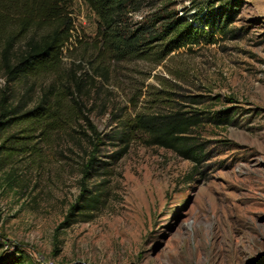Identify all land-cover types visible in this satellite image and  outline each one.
Wrapping results in <instances>:
<instances>
[{
	"label": "rangeland",
	"instance_id": "obj_1",
	"mask_svg": "<svg viewBox=\"0 0 264 264\" xmlns=\"http://www.w3.org/2000/svg\"><path fill=\"white\" fill-rule=\"evenodd\" d=\"M138 1L134 20L176 12L214 32L215 42L203 39L159 66L113 62L95 76L98 64L87 62L96 52L86 46L98 18L83 0L73 1L76 29L60 74L66 80L74 72L95 76V82L84 76L77 93L81 109L69 103L68 111L83 113L97 136H86L88 121L81 119L48 136L37 132L34 140L5 143L30 144L16 145L19 150L0 166V258L21 253L25 264H264V0ZM228 1L235 6L224 10L229 24L222 30L212 23ZM53 79L20 84L17 92L33 85L30 108ZM3 86L0 78V93ZM221 111L230 115L229 124L213 121ZM175 113L202 119L190 134L204 151L200 164L149 145L143 135L116 160L125 145L115 133L124 121ZM22 129L7 130L2 141L26 137ZM93 143L99 166L84 180ZM83 183L105 194L97 209L78 210L84 216L64 224Z\"/></svg>",
	"mask_w": 264,
	"mask_h": 264
},
{
	"label": "trees",
	"instance_id": "obj_2",
	"mask_svg": "<svg viewBox=\"0 0 264 264\" xmlns=\"http://www.w3.org/2000/svg\"><path fill=\"white\" fill-rule=\"evenodd\" d=\"M73 1L0 0V78H4L0 93V166L14 156V151L19 150L16 145L23 149L30 144L15 142L17 144L6 148L5 143L11 139L34 140L33 133L48 136L81 119L88 121L91 134L86 136L91 140L97 136L96 129L83 113L77 115V110L68 111L69 103L81 109L77 93L83 89L84 76L95 82L94 77L99 75L104 65L133 59L151 61L159 66L176 51L198 45L203 39L208 43L215 42L214 32H206L208 29L196 25L191 21L192 17L188 19L176 12L159 11L152 17L134 20V15L139 12L138 0H83L98 18L96 36L86 46L89 51L96 52L88 65L97 63L98 66L93 70L95 76L88 73L79 76L74 72L70 80H66L61 76L60 69L76 29L72 17ZM234 6V1L222 4L219 7L221 14H216L212 24H217L222 30L227 28L229 18L224 17L228 14L224 10H233ZM78 68L84 69L83 66ZM45 77L54 79L43 91L38 103L29 108L34 102L33 85L21 95L17 92L18 85ZM201 120L198 115L184 118L180 113L137 114L133 119L124 121L115 133L118 141L125 145L115 153L116 160L128 152L129 143L136 136L143 135L149 145L200 164L204 151L190 134ZM213 121L219 125L229 124L230 115H225L224 111L217 112ZM18 126L23 127L22 131L28 134L26 137L10 136L2 141L7 130ZM93 145L94 149L84 166V180L90 178L99 166L98 144ZM102 194L105 193L98 187L89 190L83 183L79 202L71 207L64 224H70V217L84 216V213L76 214L78 210L97 209ZM26 261L21 253L0 258V264H25Z\"/></svg>",
	"mask_w": 264,
	"mask_h": 264
}]
</instances>
